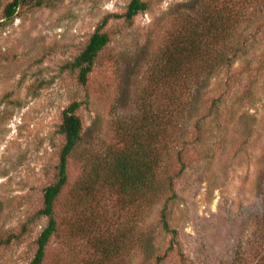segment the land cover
Here are the masks:
<instances>
[{"label": "rangeland", "instance_id": "1", "mask_svg": "<svg viewBox=\"0 0 264 264\" xmlns=\"http://www.w3.org/2000/svg\"><path fill=\"white\" fill-rule=\"evenodd\" d=\"M8 1L0 0V264H30L48 221L38 212L43 190L57 178L65 141L62 111L73 101L80 102L82 140L68 158V181L55 205L58 230L42 264H93L92 245L112 237L123 242L103 264H264V0H249L252 12L239 30L250 34L230 69L242 73L241 84L218 115L198 129L175 127L167 142L175 146L161 150L164 173L177 175V196L167 202L175 237L159 220L168 192L139 207L106 190L88 204L77 183L86 150L102 154L122 145L118 122L141 114L152 57L194 0H148L131 22L110 19V40L85 83L68 63L102 18L123 12L130 0H42L20 5L6 20ZM225 81L220 71L203 87L201 108L227 90Z\"/></svg>", "mask_w": 264, "mask_h": 264}, {"label": "trees", "instance_id": "2", "mask_svg": "<svg viewBox=\"0 0 264 264\" xmlns=\"http://www.w3.org/2000/svg\"><path fill=\"white\" fill-rule=\"evenodd\" d=\"M30 2L34 6L42 4V0H9L3 8L4 18L14 19L19 6ZM148 7V0H130L123 12L109 13L102 18L82 50L68 63L70 69L78 70L80 82H86L98 53L110 40L104 29L107 22L112 18L131 22ZM188 9L192 12L175 18L176 27L166 33L162 46L152 57L146 75L149 84L140 91L141 114L118 122L122 124L114 132L122 145L102 154L86 150L77 183L78 198L88 204L106 190L113 191L123 203L139 207L154 204L168 192L159 220L161 227L173 237L177 230L169 222L167 202L177 196V175L164 173L166 156L164 152L161 155V150L169 152L175 146H167L175 127L183 129L193 125L198 129L208 115H218L226 94L241 84L242 73L230 69L245 53L250 40V34L241 36L239 30L249 20L252 5L249 0H194ZM220 71L227 74L224 82L227 90H222L201 108L203 87ZM237 98L242 100L246 96L239 94ZM79 105L80 102L73 101L62 111L58 131L65 141L57 164V178L43 190V206L38 212L48 221L36 237V249L30 264L43 263L48 242L58 230L56 201L68 181V158L82 140V122L76 113ZM163 139L166 145L161 148ZM173 143H178V139ZM177 155L180 159L179 150ZM181 165L180 171L184 167L183 163ZM112 238L97 240L92 245L93 264L111 261L110 255L123 242L121 237Z\"/></svg>", "mask_w": 264, "mask_h": 264}]
</instances>
